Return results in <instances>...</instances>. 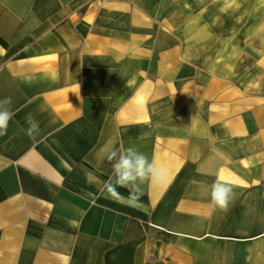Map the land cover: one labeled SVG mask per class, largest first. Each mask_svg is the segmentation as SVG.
<instances>
[{"label": "crops", "instance_id": "obj_1", "mask_svg": "<svg viewBox=\"0 0 264 264\" xmlns=\"http://www.w3.org/2000/svg\"><path fill=\"white\" fill-rule=\"evenodd\" d=\"M144 12L0 0V264H264V98L205 68L194 36L157 45ZM129 146L168 173L137 206L102 191Z\"/></svg>", "mask_w": 264, "mask_h": 264}, {"label": "rangeland", "instance_id": "obj_2", "mask_svg": "<svg viewBox=\"0 0 264 264\" xmlns=\"http://www.w3.org/2000/svg\"><path fill=\"white\" fill-rule=\"evenodd\" d=\"M131 1L155 21L140 22L139 28L157 45L194 36L205 68L244 84L257 101L264 98V0Z\"/></svg>", "mask_w": 264, "mask_h": 264}, {"label": "clouds", "instance_id": "obj_3", "mask_svg": "<svg viewBox=\"0 0 264 264\" xmlns=\"http://www.w3.org/2000/svg\"><path fill=\"white\" fill-rule=\"evenodd\" d=\"M11 104V97L0 100V135L6 134L9 122L14 116V112L10 108ZM27 122L30 136L39 132L38 121L29 117ZM107 159L112 164L113 177L104 183L102 191L110 198L120 201L126 200L130 206L138 205L143 184L146 182L162 184L168 179L165 168L159 165L154 158L149 160L148 156L135 146H129L122 151L113 150ZM86 176L89 182L93 181L91 173L86 174ZM121 187L128 190L127 197L122 196L118 191ZM234 197L233 187L220 179H217L210 186L211 203L221 211L228 210Z\"/></svg>", "mask_w": 264, "mask_h": 264}]
</instances>
